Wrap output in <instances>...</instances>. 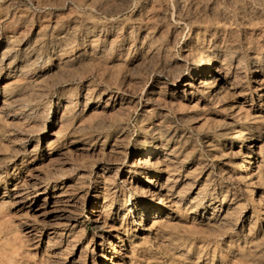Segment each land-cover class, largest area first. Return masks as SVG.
<instances>
[{"label":"rangeland","instance_id":"1","mask_svg":"<svg viewBox=\"0 0 264 264\" xmlns=\"http://www.w3.org/2000/svg\"><path fill=\"white\" fill-rule=\"evenodd\" d=\"M0 264H264V0H0Z\"/></svg>","mask_w":264,"mask_h":264},{"label":"bare ground","instance_id":"2","mask_svg":"<svg viewBox=\"0 0 264 264\" xmlns=\"http://www.w3.org/2000/svg\"><path fill=\"white\" fill-rule=\"evenodd\" d=\"M212 85L213 84H210V87H212ZM152 151H154V149L153 148H150L149 149V153L151 154L152 153ZM144 154V153H143ZM144 156V155H143ZM143 156H139L134 162H133V165L134 166H137V167H144L145 168V170H150L149 168H151V164L152 163H150L148 160H147V158H145V157H143ZM240 165V163H238V162H236L235 163V170H239L241 167L239 166ZM60 192V191H59ZM55 196H57V197H60V196H63V194L62 193H59V194H56ZM95 212H96V210H95ZM53 232H55V234H57V235H60V234H62L63 232L62 231H54L53 230Z\"/></svg>","mask_w":264,"mask_h":264}]
</instances>
